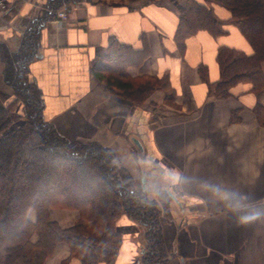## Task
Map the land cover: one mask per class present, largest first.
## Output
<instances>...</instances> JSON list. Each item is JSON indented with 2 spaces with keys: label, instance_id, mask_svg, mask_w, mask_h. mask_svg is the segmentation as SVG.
Instances as JSON below:
<instances>
[{
  "label": "crops",
  "instance_id": "obj_1",
  "mask_svg": "<svg viewBox=\"0 0 264 264\" xmlns=\"http://www.w3.org/2000/svg\"><path fill=\"white\" fill-rule=\"evenodd\" d=\"M48 3L7 0V9L0 11V91L20 88L25 74L40 92L43 119L61 136L102 145L111 138L118 163H139L145 189L167 205L161 224L166 264H264V217L237 225L238 216L254 208L264 211V127L253 112L257 104L264 107V88L254 93L241 83L227 98L208 96L197 65L205 63L210 80L217 79L218 43L197 33L188 40L182 62L173 41L178 11L169 0H79L61 23L48 17ZM142 33L149 57L128 74L161 77L168 71L175 90V107L165 105L162 90L149 96L158 108L154 126L148 103L125 102L92 71L94 59L106 55L110 36L138 46ZM238 39L232 32L219 42L234 45ZM133 145L143 155L135 157ZM151 176L161 185L151 189ZM210 185L248 199L235 213L227 212ZM29 218L34 220L33 211ZM50 218L68 227L78 214L52 209ZM137 239L130 249L121 247L116 264H124L129 250L130 262L139 264L132 246ZM68 257V247L60 243L44 264H62Z\"/></svg>",
  "mask_w": 264,
  "mask_h": 264
},
{
  "label": "trees",
  "instance_id": "obj_2",
  "mask_svg": "<svg viewBox=\"0 0 264 264\" xmlns=\"http://www.w3.org/2000/svg\"><path fill=\"white\" fill-rule=\"evenodd\" d=\"M49 1L50 18L60 6L79 2ZM171 2L178 11L173 41L182 62L188 40L197 33L205 32L218 43L217 79L210 80L205 63L197 65L208 96L227 98L241 83L254 93L264 88V0H185L182 6ZM232 32L238 35L236 44L219 42ZM162 52L170 54L164 46ZM149 54L144 33L138 46L110 36L106 55L94 59L92 71L110 91L116 89L117 96L134 105L155 90L171 101L175 90L168 71L161 77H131L127 72ZM24 75L20 88L11 94L0 91V264H44L60 243L69 249L62 264H116L124 245L125 226L120 222L127 217L146 225V248L137 253L138 263L166 264L158 202L148 199L129 171L114 162L112 150L95 141L67 139L45 121L40 92ZM253 112L264 127V107L257 104ZM52 209L76 211L78 218L61 227L50 218Z\"/></svg>",
  "mask_w": 264,
  "mask_h": 264
},
{
  "label": "rangeland",
  "instance_id": "obj_3",
  "mask_svg": "<svg viewBox=\"0 0 264 264\" xmlns=\"http://www.w3.org/2000/svg\"><path fill=\"white\" fill-rule=\"evenodd\" d=\"M118 1H120V0H111V2H118ZM126 1V0H125ZM156 0H151V2H155ZM169 3H171L172 4V2H171V0H169ZM263 66H264V64H263ZM120 99H123L125 102H128L126 99H124V98H122V97H119ZM173 100V99H172ZM168 101V100H166L165 101V105H169L170 107H175L174 106V102L173 101ZM129 103V102H128ZM145 103H148V104H146L145 105V108H147L151 113L149 114V119H150V122L151 123H153V125L152 126H154L155 124H157V120L159 119L158 118V114H157V111H156V109H158L157 108V104H155L154 102H151L150 100H149V97L146 99V101L144 102V103H142L141 105H143V104H145ZM134 105V104H133ZM141 105H136V106H141ZM158 123H159V121H158ZM104 141H106L107 143H106V145H102V144H100V145H102L103 147H105V148H108L110 151L112 150L113 151V149L111 148V138H108V139H104ZM86 142V141H85ZM118 148H123V147H119L118 146ZM131 153H133L134 154V156L136 157L137 156V158H138V156L139 155H143V151L142 152H140V150L138 149V147L137 146H132V152ZM136 159V158H135ZM113 160H114V162L115 163H117V164H119L120 166H122L123 168H125V169H127L128 171H129V173L131 174V176L135 179V181L137 182V185L138 186H140L141 188H142V190H144L145 191V193L147 194V197H148V199H153V200H155V201H157L158 203H157V210H158V223H159V226L161 227V224H162V222H163V219H165L166 217H167V213H168V210H167V205H165L164 203H162V200L160 199V197L159 198H151V194H149V192L147 191V188L145 189V183H143L142 181H141V173L142 172H140V170H141V166H139V163H135V165L136 166H133V165H124V164H120V163H118L117 161H116V156H115V152L113 151ZM145 167V166H144ZM152 168H154V165L152 166ZM143 169V168H142ZM152 177V179H151V183H150V186H151V189L152 188H154V187H158L157 185H161V184H159V183H157V181H158V178H157V176H151ZM144 184V185H143ZM31 212V211H30ZM29 212V213H30ZM124 219V218H123ZM127 221V223L125 224V222ZM121 221V220H120ZM131 223V224H130ZM120 224H121V226L122 225H124L125 227H124V230L122 231L120 228H119V230H121L122 231V236H123V240H124V247L126 246H128L129 247V249H130V245H128L130 242H131V240L133 239L134 240V238H138L137 240L138 241H136V243H134V245H132L133 247H134V255H137V253L139 252V251H141L142 252V250L143 249H145L146 248V244H145V235H146V232H147V230H146V225L145 224H140L139 225V223H138V221H136V220H132V219H130L129 217H127L126 219H124L123 221H121L120 222ZM128 225V226H127ZM130 225V226H129ZM136 225V226H135ZM132 226H134V227H132ZM123 227V226H122ZM135 227H137V228H135ZM134 234H136V236L134 235ZM163 235V234H162ZM133 244V243H132ZM125 249V248H124ZM128 251V250H127ZM141 252H139V253H141ZM130 250H129V252H128V259H125L124 260V264H133V259H132V261L130 262V260H129V258H130ZM137 257V256H136ZM136 257H135V259H136ZM136 264V263H135Z\"/></svg>",
  "mask_w": 264,
  "mask_h": 264
},
{
  "label": "clouds",
  "instance_id": "obj_4",
  "mask_svg": "<svg viewBox=\"0 0 264 264\" xmlns=\"http://www.w3.org/2000/svg\"><path fill=\"white\" fill-rule=\"evenodd\" d=\"M209 187L213 188V191L217 194L227 212L235 213L239 207L240 201H246L248 199V197L243 194L222 190L218 186L210 185ZM262 217H264V211L254 208L247 214L238 216L237 225L248 226L260 220Z\"/></svg>",
  "mask_w": 264,
  "mask_h": 264
},
{
  "label": "built area",
  "instance_id": "obj_5",
  "mask_svg": "<svg viewBox=\"0 0 264 264\" xmlns=\"http://www.w3.org/2000/svg\"><path fill=\"white\" fill-rule=\"evenodd\" d=\"M6 6H7V0H0V11L5 10ZM66 10H67V6H63L57 11V16H58V19H59L58 22H61L62 20H65V18H66Z\"/></svg>",
  "mask_w": 264,
  "mask_h": 264
},
{
  "label": "water",
  "instance_id": "obj_6",
  "mask_svg": "<svg viewBox=\"0 0 264 264\" xmlns=\"http://www.w3.org/2000/svg\"><path fill=\"white\" fill-rule=\"evenodd\" d=\"M142 181L144 182V179L142 178Z\"/></svg>",
  "mask_w": 264,
  "mask_h": 264
}]
</instances>
